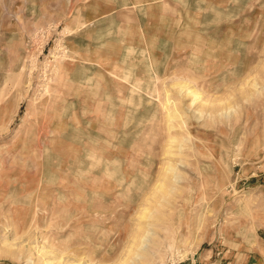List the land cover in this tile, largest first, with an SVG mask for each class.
<instances>
[{
	"label": "rangeland",
	"instance_id": "1",
	"mask_svg": "<svg viewBox=\"0 0 264 264\" xmlns=\"http://www.w3.org/2000/svg\"><path fill=\"white\" fill-rule=\"evenodd\" d=\"M0 264H264V0H0Z\"/></svg>",
	"mask_w": 264,
	"mask_h": 264
},
{
	"label": "crops",
	"instance_id": "2",
	"mask_svg": "<svg viewBox=\"0 0 264 264\" xmlns=\"http://www.w3.org/2000/svg\"><path fill=\"white\" fill-rule=\"evenodd\" d=\"M196 259H198L199 261H202V256H201V257H199V258H196Z\"/></svg>",
	"mask_w": 264,
	"mask_h": 264
}]
</instances>
